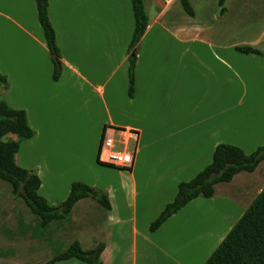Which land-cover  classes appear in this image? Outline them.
<instances>
[{"label":"rangeland","instance_id":"374dc122","mask_svg":"<svg viewBox=\"0 0 264 264\" xmlns=\"http://www.w3.org/2000/svg\"><path fill=\"white\" fill-rule=\"evenodd\" d=\"M104 1L107 3L112 0ZM226 1L227 5L234 6V9L231 7L232 10L228 11V15L222 18L220 15L221 8L218 7L217 0H188L193 10V17L188 16L182 10L180 0H143L144 10L148 17V26L150 24L154 29L135 48V52L137 53L135 77L140 84H144L140 92L143 94H149L150 92V96H153V99H151L150 108L147 110H143L144 106L136 111H132L126 107L128 106L127 102L129 103L126 95L128 86V62H126L125 66H122V68L114 73L112 78L113 84H118L117 89L113 91L117 95L114 100H117L124 109H116L114 105L109 104L111 116V121H109L107 116L105 117L100 103H98L96 104V108H91L88 126L84 125L85 123L81 117L76 131L65 132L67 137H70L66 139L64 151L67 152L66 154L71 160L77 157L72 143L74 142L80 147L88 143L83 148L85 152H82L84 161L82 167L91 176L90 180L85 181L87 184L96 188L97 191H103L110 188L114 189L120 184H125V180L128 179L126 174L118 173L123 171H118L111 167L102 169L96 166L95 160L92 161V146L94 143L98 145L101 135L99 128L103 121L108 122L107 124L112 122V124L121 126H134V128H137L146 136V140L154 143L153 153L151 150L152 155L157 158L164 157V155L167 157L171 156V140L173 139L171 138V125H177V122L171 119V81H173L171 79L177 78L178 71L180 70V67L177 65L171 66V62H173L175 56L180 54L175 51L171 52V45L184 42V38L187 37L184 36L183 29L185 27L198 26L199 28H205V31L209 30L210 36H202L208 37L214 44L230 46L234 43L242 46L251 45L254 40H257V42L261 43V45L257 46V49L264 50V1ZM100 2L101 0L58 1L57 7L59 9H57V14L52 16V19L58 35L57 47L60 50V56L65 58V60L69 62L73 61V51L77 47L73 40L75 38L80 39L78 49L82 54L83 61L86 63L93 58L92 52L88 50L86 45L82 48L81 41L82 39L86 38L87 40L90 38L87 37V29L90 31L95 30L96 35H100L104 28H110L109 22L107 25H104L103 19L99 22V17L104 10L101 9ZM77 3H80L79 8L76 7ZM30 5L34 7L33 0H30ZM111 5L110 8H106L109 11L107 19H111V15L115 14V9L120 11L124 6L126 9H129L130 17H128L129 20L126 21V24L121 27L122 33L125 34H122L118 44V46L121 45L120 49L112 53L113 72L117 68L119 61L122 60L123 54L127 52L133 30V15L130 0L129 2L127 0H115V3L113 4L112 2ZM62 6L65 10L62 9ZM157 7H159L158 12L155 14ZM237 9H239V13ZM26 10L27 4L25 0H0V46L3 48L24 41L22 35H19L16 28L11 25L10 19L17 20L18 13ZM32 11L34 12V24L38 25L35 9ZM98 11H100V15ZM243 14H245L244 18L241 17ZM239 16L240 18H238ZM58 17H60V21L57 19ZM116 17H112L111 25L115 23L117 24L116 26H120V18L118 15ZM233 21L236 22V28H233L232 32L230 31L226 35H216V32L221 33V30L226 29ZM160 27L168 32H161L159 30ZM79 28H82L81 31H85L84 37L80 33L78 37L68 34L69 30H77ZM120 36L116 39L118 40ZM96 38H99V36ZM8 50V53L11 52ZM131 52L129 55H131ZM219 54L226 55L227 52H219ZM241 57L246 58L244 55H241ZM97 60L102 59L98 57ZM260 61L263 63V67L257 66L255 68L249 63L239 66L235 65V70L240 74V83H236L234 79H230V85L226 82L228 87H225L224 99L221 102L219 100L216 102L218 109L223 108L227 111L224 117H217L218 124H222L224 131L222 142L237 146L246 154H250L264 144V72L261 70H264V59L262 60L261 58ZM64 71L62 68V81L66 83L70 77ZM81 74H84V72ZM59 86L63 87L61 82H59ZM60 87L59 89L63 92L58 99L59 103L65 109L70 110L73 105H76L77 99L68 96L65 93L67 91H64ZM82 95L80 94L78 97L79 102L82 100ZM191 100L192 109L195 110L192 120L203 119L204 122L211 117L212 109L214 108L211 87L201 84L198 89L192 91ZM1 101L8 104L9 95H6V93L1 94ZM198 103L199 106L197 105ZM59 108L57 105L56 110ZM58 116L56 115L55 117ZM181 122L183 123L184 121L181 120ZM31 124L33 125V122ZM47 125L48 127H54L55 121ZM12 137V135H7L3 140H12ZM39 138L40 136L37 139ZM208 140L205 138V143ZM29 141H19L20 151L15 158L16 164L21 168L27 167L32 169L35 174L38 172L40 180L43 182L39 195L44 197L49 205L57 206L66 199L71 182L77 181L79 178L74 176V173H71L72 164L66 165L62 163L61 159L58 162H51V158H48L46 165H44V156L39 142L37 141L35 146H29L27 144ZM137 147L138 149L140 148L139 144ZM132 148L133 143L130 142L127 152L131 153ZM211 152L206 151V159L200 155L191 160L189 166L192 167V170L185 172V174H182L183 172L177 174L174 180L170 177L171 173H168L162 167L157 169L155 174H152L154 177L147 182L148 185H146L145 189L143 187L145 183H140L137 179L139 190H149L148 195L138 196L137 228L140 231L146 229L144 232H147L149 222L157 217V215L151 216L153 210H156L158 206L162 209L166 203L172 202L179 182L189 181L196 174L197 170L199 172L210 163ZM263 188L264 161L257 167L254 173H240L231 183L216 185L214 187L215 195L213 198L204 199L199 197L191 201V203L189 202L187 204L188 207L184 211L185 216L183 218L188 226L200 228L199 224L202 225L204 221L208 222L207 215L209 213H212L209 215L210 218L213 215H219L218 208L221 203L229 201L233 204H240L239 206L242 208L243 206L247 208ZM90 201L92 200L83 199L79 201L72 209L69 217L62 221L52 222L47 228L42 229L39 226V218L28 210L21 199L14 198L11 195L8 183L0 180V264H43L52 256L65 251L73 241H78L82 250H90L98 243L109 242V240L117 242L116 239H118L120 241L117 243L120 246L126 250H130L132 242L129 237V231L125 232V229L122 227H110L103 217L104 210L94 202L96 207L100 209L99 211L103 213L99 214L100 212L97 209L89 206ZM143 205H147L148 207L149 212L146 214H144L142 207H140ZM149 213L150 216L146 217ZM233 220L236 221L235 215L224 217L223 226L225 224L231 225ZM144 224H147L146 227ZM129 228V225H126V230H129ZM175 241L179 242L177 239ZM192 242H196V239L192 240ZM178 245L173 244L169 249L175 256H178L177 250L179 248L176 250ZM146 258L141 262L137 256L135 262L138 264H150L153 256L146 255ZM132 262V256L129 253L125 259H122L120 264H132ZM57 264L84 263L77 260H69Z\"/></svg>","mask_w":264,"mask_h":264},{"label":"crops","instance_id":"0c3cea01","mask_svg":"<svg viewBox=\"0 0 264 264\" xmlns=\"http://www.w3.org/2000/svg\"><path fill=\"white\" fill-rule=\"evenodd\" d=\"M25 1L27 4V10L18 13L17 20L10 19L11 25L16 28L19 35H22L24 41H21L18 44H12L6 48L0 46V73L7 78V86L6 88H0V95L6 93V95H9L8 105L10 107L21 109L26 112L28 125L35 133L33 139L27 144L29 146H35L37 141L39 142V146L42 149V154L44 156V165H46L48 158H51V162H58L61 159L62 163L66 165L71 163V173H74V176L81 179L73 182H81L96 190V188L85 182L90 180L91 176L87 173L85 168L82 167V163L84 162L83 153L85 152L83 148L87 146L88 143L80 147L73 142V148L77 153V157L71 160L67 156V152L64 151L66 139L70 137H67L65 132L76 131L78 129V121L81 117L85 123L84 125L88 126L91 116V108H96V104L98 103H100L105 113V117L107 116L109 121H111L109 104L114 105L116 109H124L117 100H114L117 95H115L113 91L117 89L118 84H113L112 78L114 73L122 68V66H125L129 54L127 52L123 54L122 60L119 61L117 68L114 69L113 72L111 58L112 53L120 49L121 45L118 46V44L123 34L121 27L129 20V9H126L125 6L124 8L121 7L122 10L120 11L115 9V14L111 15V19L109 20L107 19L109 11L106 10V8H110L112 6L111 3L113 2L114 4L115 0L108 1L107 3H105L104 0H101L100 6L101 9L104 10H101L102 15L99 17V22L102 19L104 25H107L109 22L110 28H104L100 35H96L95 30L90 31L87 29V37L90 38L87 40L85 38L81 41V44L83 45L82 48L86 45L88 50L92 52L93 58L85 63L82 59V54L78 49L80 39H73L77 46L73 51V61L69 62L60 56L59 61L61 63V70L59 79L57 82H54L52 80L53 64L51 63L50 55L43 42L39 25L34 24V12L32 10L35 9V6L33 7V5H30V0ZM58 1L59 0H48V16L55 31L57 44L58 35L52 16L57 14V9H59L57 7ZM127 1L129 2V0ZM224 5L223 12L220 13L222 18L225 15H228V11L234 9V6L227 5L226 0ZM76 7L79 8L80 3H77ZM158 8L159 7L156 8L155 14H157ZM62 9L65 10L63 6ZM237 12L239 13V9H237ZM98 13L100 15V11H98ZM116 15L120 18V26H116L117 24L115 23L111 25L112 17H116ZM244 15L245 14L241 15V17L244 18ZM238 18H240V16ZM57 19L60 21V17ZM233 28H236L235 21H233L226 29H222L221 33L216 32V35H226L230 31L232 32ZM153 29L154 27H151L149 24L141 40H143ZM204 29L205 28H199L198 26L185 27L183 29L184 36L187 37L184 38V42L171 45V52L175 51L180 53L179 55H176L173 62H171L172 67L175 65L180 67L178 77L171 79L173 80L171 81V119L177 122V125H171V138H173L171 140V156L167 157L164 155V157L157 158L152 155L154 143L150 140H146V136L137 128H134V126H121L112 124V122L107 124L108 122L105 121L100 125L99 129L101 130V134L103 128L106 127L105 129L112 128L115 131L131 130L138 135L137 141L134 143L135 149L133 151V162L131 166L126 169H116L118 171H123L118 173L127 175L128 179L125 180L126 183L120 184L114 189L99 190L107 196L110 205V210L108 212L102 211L106 223L110 225V227H122L125 229V232L129 231V237L132 244L130 250H126L118 244L120 241L118 239H116L118 243L115 242V240L102 242L105 245V249L100 256L102 264H120L122 259H125L129 253L132 256V264H138L135 262L137 256L142 262L147 259L146 255L153 256V259L150 260V264H204L219 243L231 230V227H233L232 225L238 221L246 210L244 206L242 208L238 203L233 204L229 201L221 203L218 208V212H220L219 215H213L210 218L209 215L212 213H209L207 215L208 222L206 223V221H204L202 225L199 224L200 228H198L196 226H188L185 222L183 217L185 216L184 211L188 207V205H186L181 211L170 217L154 233L149 232V226L147 232H144L146 229L140 231L137 228L138 196L148 195L149 193V190L141 191L138 189L137 179L140 183H145L143 186L145 189L146 185H148L147 182L154 177L152 174H155L156 170L162 167V169L171 173L170 177L174 180L177 174L182 172V174H185V172H190L192 170V167L189 166L191 160H194L200 155L204 156V159H206V151L213 152L216 146L226 144L222 142V134L224 131L222 124H218L217 117H224L227 111L223 108L218 109L216 102L218 100L221 102L224 99V90L225 87H228L227 83L230 85V79L236 80V83L238 84L240 83V74L235 70V65L239 66L249 63L255 68H257V66L263 67V63L260 61L261 58L253 55H244L246 56V58H244L241 57V54L235 52L234 48L240 47L237 44L233 43L230 46H225L212 43L208 37L202 36L211 35L209 30L205 31ZM81 30L82 28L77 30L72 29L71 31H68V34L78 37V34L80 33L82 37H84L85 31ZM159 30L163 33L168 32L162 27H160ZM98 36L99 38H96ZM118 36L120 37L117 40L116 38ZM258 45H261V43L254 40L253 44L242 46H250L257 49ZM7 49L11 52L8 53ZM258 50L264 53V50ZM219 52H227V54L220 55ZM98 57H101L102 60H97ZM62 68L70 77L66 83H63L62 81ZM261 70L264 72L263 69ZM83 72L84 74H81ZM59 82L62 83L63 87L59 86ZM201 84H206L211 87L214 107L212 109L211 117L204 122L203 119L192 120V115L195 113V110L192 109L191 93L195 89H198ZM143 85L144 84H140L135 77L133 98H128L129 103L127 102L128 106H126L132 111L139 110V108L141 109L143 106V110L150 108V101L153 99V96H150V92L149 94H143L140 92ZM59 87L64 91L66 90L67 92L65 93H67L68 96L77 99L76 105H73L70 110L65 109L64 106H61L59 103L58 99L63 92ZM82 93L84 94L82 95ZM80 94L82 95V100L79 102L78 97ZM57 105L60 107L58 110H56ZM197 105L199 106V103ZM56 115L59 116L55 117ZM181 120L184 122L182 123ZM213 120H215V122L212 123ZM52 121H55V126L48 127L47 124ZM31 122H33V125ZM64 122L65 124H63ZM39 136L40 138L37 139ZM12 138V140H15V136ZM205 138L209 139L206 143ZM100 139L98 145L95 143L93 146L91 145L92 161L95 160L97 164L96 166L103 169L108 168V166L105 167V165H102L98 161ZM138 144L140 147L139 149L137 147ZM23 169L34 173L32 169L27 167ZM136 173H140L141 175ZM197 173L198 170L196 174ZM36 175L40 180L38 172ZM73 182H71V184ZM42 187L43 182L40 180L39 191H41ZM94 202L95 201L93 200L90 201L89 206L97 209L98 212H100L99 214H103L99 211L100 209L96 207V202ZM168 203H166L165 206ZM140 207H142L144 214L149 212L147 205ZM162 210L163 208L161 209V207L158 206L156 210H153L151 216H158ZM229 215H235L236 221L233 220L231 225L225 224L223 226L224 217H229ZM148 216H150V213L146 215V217ZM73 220L76 221L75 218H73ZM151 222L152 220L149 223ZM147 224H144L145 227ZM126 225H129V230H126ZM175 239L179 242H176ZM195 239L198 243L192 242V240ZM173 244H179L176 248V250L179 248L177 250L178 256L173 255V253L169 251ZM197 244H199V246L196 247Z\"/></svg>","mask_w":264,"mask_h":264},{"label":"trees","instance_id":"16d2710c","mask_svg":"<svg viewBox=\"0 0 264 264\" xmlns=\"http://www.w3.org/2000/svg\"><path fill=\"white\" fill-rule=\"evenodd\" d=\"M36 18L41 29L43 42L53 64L52 80L57 82L61 70L60 54L56 43L55 31L48 16V0H33ZM225 0H217L223 12ZM133 15V32L127 53L131 51L127 62V98H133L135 86V68L138 46L148 27V17L144 10L143 0H130ZM182 10L193 17V10L188 0H180ZM234 51L241 55H253L264 59V53L250 46L235 47ZM54 59H57V63ZM7 78L0 73V88H6ZM106 127L103 128L101 139ZM7 135L16 140L4 141ZM34 131L29 127L26 112L0 102V180L10 186L14 198L21 199L28 210L39 218V226L44 229L52 222L65 220L70 216L74 206L83 199L95 201L100 208L108 212L110 205L107 196L81 182L70 185L66 199L57 206H51L39 195V177L15 163V156L20 150L19 141L33 139ZM264 161V144L250 154L242 149L220 144L212 152L210 163L189 181L177 185V192L172 202L168 203L157 218L149 225V232L157 231L170 217L177 214L189 202L202 197L211 199L214 187L228 184L240 173L252 174ZM105 249L104 243H98L90 250H82L78 241H73L68 248L52 256L43 264H57L69 260H77L84 264H102L100 256ZM204 264H264V188L247 206L244 213L231 230L219 243Z\"/></svg>","mask_w":264,"mask_h":264},{"label":"built area","instance_id":"2783aa9c","mask_svg":"<svg viewBox=\"0 0 264 264\" xmlns=\"http://www.w3.org/2000/svg\"><path fill=\"white\" fill-rule=\"evenodd\" d=\"M134 131L105 130L99 146L98 161L102 165L115 169L129 168L133 162L134 143L137 141ZM132 141V152L128 153L129 143Z\"/></svg>","mask_w":264,"mask_h":264},{"label":"water","instance_id":"95a60500","mask_svg":"<svg viewBox=\"0 0 264 264\" xmlns=\"http://www.w3.org/2000/svg\"><path fill=\"white\" fill-rule=\"evenodd\" d=\"M55 60V62L57 63V59H54Z\"/></svg>","mask_w":264,"mask_h":264}]
</instances>
